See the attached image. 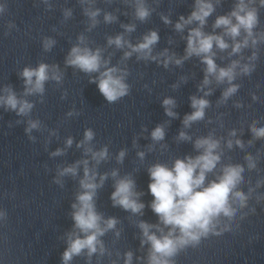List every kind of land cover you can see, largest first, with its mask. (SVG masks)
Masks as SVG:
<instances>
[{"label": "clouds", "instance_id": "1", "mask_svg": "<svg viewBox=\"0 0 264 264\" xmlns=\"http://www.w3.org/2000/svg\"><path fill=\"white\" fill-rule=\"evenodd\" d=\"M46 10H51V0H39ZM111 4L113 0H105ZM121 2L132 9V17L135 21L146 23L153 12L159 7L160 0H153L156 7H152L149 0H121ZM82 14L86 17L87 27L85 32H91L100 23L113 24L119 21L116 14L120 9L105 11L97 7V0H78ZM223 0H193L191 12L179 15L173 24L169 15L160 13V19L165 25H173L174 31L183 35L181 39L186 41L184 55L177 58L174 52L170 53L166 48L153 54L155 45L159 42L158 30H149L136 44L125 38V33L131 34L136 30V23H121L123 32L115 36H106L107 47L124 50L123 56L118 64L111 63L112 55L105 57V47L91 46L82 32L76 37V43L72 45L65 59V69L73 68L74 71L83 73L88 77L90 84H96L100 94L109 104H113L128 96L131 85L127 82L130 69L126 61L136 54L137 61H155L162 63L165 68L174 63L179 66L184 61L197 57L205 66L204 76L198 90L203 91V97L190 96V107L192 111L186 113L182 120L183 129H189L194 123L203 121L206 109L210 107V101L205 99L212 94V88L208 87L215 81L217 85L227 84L221 96L220 103L226 102L235 95L240 84L234 83L240 76H250L256 69V61L259 59L260 45H264V28L260 27V9L264 8V0H233L232 7L224 14L216 15L211 25L212 31H205L209 18L221 6ZM6 3H0V15L6 12ZM127 16L128 12L122 13ZM64 21L73 17V9L64 7L62 9ZM5 36L10 35L15 28L13 22L7 23ZM219 30V31H217ZM172 43V40H169ZM56 40L44 37L42 47L44 52H50ZM230 49V51H229ZM251 50V54L244 56L245 50ZM217 52H227V56L238 57L230 59L225 66L216 62ZM163 58V59H161ZM224 59V57H220ZM22 80V91L17 92L13 85L3 84L0 86V109L4 112L15 113V123L25 124L24 132L28 139L35 143L37 137L32 133H47L44 138V147L47 150L52 138L57 140L59 128H49L38 118H32V112L36 103H44L46 84L54 82L61 86L64 82L65 72L58 64L40 61L36 66H24L18 73ZM185 78L181 77L183 81ZM147 87V85H145ZM173 88L178 85H173ZM207 91H204L205 88ZM67 90L61 94V99L67 98ZM35 97L36 99H29ZM258 99L253 94V100ZM241 104L237 102L236 107ZM162 107L167 117L178 118L174 111L177 107L176 100L166 97L162 101ZM81 112L73 107L65 114V120L78 117ZM211 123V120L208 121ZM170 121L157 124L150 132L151 144L147 146L148 152L156 150L160 146L161 153L167 151L168 145L162 143L166 137V127ZM12 124L9 122V127ZM180 130L175 138L177 143L191 142L195 155L186 154L183 157H175L171 164L167 162H155L146 169L149 176L148 190L153 199L147 204L157 216V222L150 223L143 219L135 222L139 229L140 249L146 250L143 256H136L138 264H176V257L187 248H196L203 239L210 236H221L225 232L233 231V225L240 227V222L249 215L256 213V206L264 207V192L258 191L264 187V176H259L253 183L252 178H246L245 171L261 170L258 168L260 151L256 155L246 152L243 157L244 163H233L231 157L224 162L226 147L232 150L237 147L245 150L246 144L242 139L229 138L224 141L223 137L217 138L214 131L207 135L198 136L193 140L192 135ZM147 131L142 126V132ZM252 139L247 141V147L253 146L257 140L264 141V126H258V121L253 120L249 125ZM229 137H236L235 129L229 132ZM95 131L88 127L83 131L82 138L76 140L68 135L64 138L63 146L57 147L50 152V157H63L75 144L80 150L81 158L71 163H62L56 166V176L53 183L64 188L65 179L71 178L76 181L77 188L74 198L70 204L68 216L73 221L70 229L65 231L61 239L66 247L60 256L61 264H73L80 257L85 264H92L93 257L97 258V264L106 255L112 256V251L106 246L102 239L109 232L114 233L115 243L121 237L122 229L117 226L121 223L115 216L105 217L104 213L97 208L99 190L104 187L105 182L113 180L114 191L110 194L113 207H119L132 216L144 215L146 204L141 200L145 194L137 190L136 181L131 173L120 175L119 168L101 173L99 167L102 163L111 160L112 153L109 144L105 143L96 147L94 143ZM138 137L133 139V147H138ZM222 141L224 144L222 146ZM127 148H121L115 155L117 164H123L127 156ZM146 156L145 151H138L137 157L141 162ZM211 177V178H210ZM247 185V190H244ZM255 204H250V201ZM7 215L0 211V221H6ZM120 257V253H116ZM134 253L128 250L123 253V264H133ZM110 264H118L117 260H111Z\"/></svg>", "mask_w": 264, "mask_h": 264}]
</instances>
